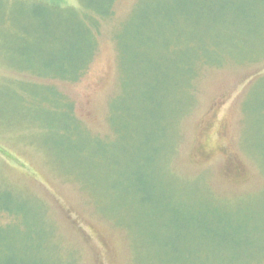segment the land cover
Masks as SVG:
<instances>
[{
	"label": "rangeland",
	"instance_id": "obj_1",
	"mask_svg": "<svg viewBox=\"0 0 264 264\" xmlns=\"http://www.w3.org/2000/svg\"><path fill=\"white\" fill-rule=\"evenodd\" d=\"M109 11L0 0V263L264 264V0Z\"/></svg>",
	"mask_w": 264,
	"mask_h": 264
},
{
	"label": "trees",
	"instance_id": "obj_2",
	"mask_svg": "<svg viewBox=\"0 0 264 264\" xmlns=\"http://www.w3.org/2000/svg\"><path fill=\"white\" fill-rule=\"evenodd\" d=\"M82 1V4L85 6V8L86 9H88V10H91V11H93V12H95V13H97L98 15H103V17H106L107 15H108V13L110 12L109 10H110V8H111V6H112V2H113V0H107L106 2V5H105V7H104V9H103V11H97V9H94L93 7H92V5H91V3L93 2V0H81ZM60 7H62V6H60ZM64 8V7H63ZM67 9V8H66ZM68 10H70V11H72L73 13H74V16H73V19L74 20H76V21H78V19H80V21H78V22H80L78 25H79V27H80V30L82 29L83 30V33L81 32V34L82 35H86V38H87V40H88V43H89V45H88V47H89V58L86 60L85 59V54H84V52H81V55H80V57H78L77 58V60L78 61H76V63H74V61H75V59H76V57L75 58H73L70 62H69V68H67L66 69V71L64 72V74L65 75H61V76H57V75H54L55 77H60V78H65V79H73V80H77V78L79 77V75L86 69V67L88 66V63H89V61H90V59H91V57H92V55H93V53H94V51H95V43H94V40H93V38H92V35H91V31H90V29H89V25H88V22H86V20L85 19H82L81 17H80V14L78 13V12H76V11H74L73 9H68ZM87 18V17H86ZM87 55H88V53H87ZM84 60H86V61H84ZM201 61V62H203V63H207V64H210V63H208V62H205V61H203L201 58L199 59V58H197L196 59V61ZM196 61L193 63L194 65H193V67H192V69H193V71L190 73L191 74V79L195 76V64H196ZM210 65H215V64H210ZM220 64H217L216 66H219ZM75 68V67H77V68H75V69H72V68ZM190 82H191V80H190ZM50 93V92H49ZM51 94V93H50ZM55 97L57 98V101H59V99H58V97H57V95H56V93H55ZM72 114H70V116H71ZM1 213V212H0ZM4 249V247L3 246H1L0 247V251L1 250H3ZM17 249H18V247L16 246V248H12V247H8V250H9V255L7 256V257H4V263H6V264H15V255H17L18 253H17ZM19 251H20V253H22L23 251L21 250V249H18ZM23 258H25V256L23 257ZM21 263H23L22 261L20 262V264ZM1 264V263H0Z\"/></svg>",
	"mask_w": 264,
	"mask_h": 264
}]
</instances>
